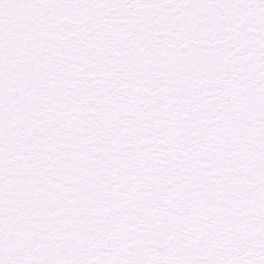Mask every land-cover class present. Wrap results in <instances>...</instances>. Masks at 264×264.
<instances>
[{
  "label": "snow or ice",
  "instance_id": "1",
  "mask_svg": "<svg viewBox=\"0 0 264 264\" xmlns=\"http://www.w3.org/2000/svg\"><path fill=\"white\" fill-rule=\"evenodd\" d=\"M0 264H264V0H0Z\"/></svg>",
  "mask_w": 264,
  "mask_h": 264
}]
</instances>
